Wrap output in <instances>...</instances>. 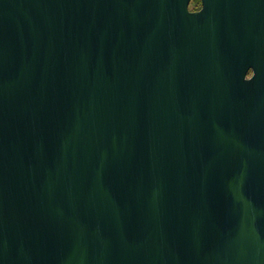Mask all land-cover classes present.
<instances>
[{"label":"water","instance_id":"obj_1","mask_svg":"<svg viewBox=\"0 0 264 264\" xmlns=\"http://www.w3.org/2000/svg\"><path fill=\"white\" fill-rule=\"evenodd\" d=\"M0 0V264H264V0Z\"/></svg>","mask_w":264,"mask_h":264},{"label":"trees","instance_id":"obj_2","mask_svg":"<svg viewBox=\"0 0 264 264\" xmlns=\"http://www.w3.org/2000/svg\"><path fill=\"white\" fill-rule=\"evenodd\" d=\"M191 3H192V5L195 6L194 9L200 7V0H191ZM191 3H190V4H191Z\"/></svg>","mask_w":264,"mask_h":264},{"label":"rangeland","instance_id":"obj_3","mask_svg":"<svg viewBox=\"0 0 264 264\" xmlns=\"http://www.w3.org/2000/svg\"><path fill=\"white\" fill-rule=\"evenodd\" d=\"M194 5H192V3L189 5V10L193 11V10H197L198 8L194 9Z\"/></svg>","mask_w":264,"mask_h":264},{"label":"flooded vegetation","instance_id":"obj_4","mask_svg":"<svg viewBox=\"0 0 264 264\" xmlns=\"http://www.w3.org/2000/svg\"><path fill=\"white\" fill-rule=\"evenodd\" d=\"M191 3V2H190ZM200 7H201V2H200ZM200 7L197 9V10H193V11H191V12H196V11H199V9H200Z\"/></svg>","mask_w":264,"mask_h":264}]
</instances>
